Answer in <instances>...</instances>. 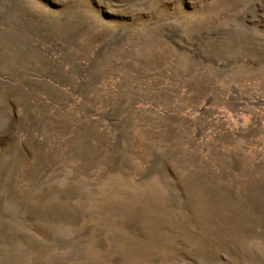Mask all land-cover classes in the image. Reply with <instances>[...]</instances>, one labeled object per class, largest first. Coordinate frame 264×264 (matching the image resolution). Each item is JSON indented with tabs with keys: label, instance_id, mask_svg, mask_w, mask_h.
<instances>
[{
	"label": "rangeland",
	"instance_id": "obj_1",
	"mask_svg": "<svg viewBox=\"0 0 264 264\" xmlns=\"http://www.w3.org/2000/svg\"><path fill=\"white\" fill-rule=\"evenodd\" d=\"M0 264H264V0H0Z\"/></svg>",
	"mask_w": 264,
	"mask_h": 264
}]
</instances>
